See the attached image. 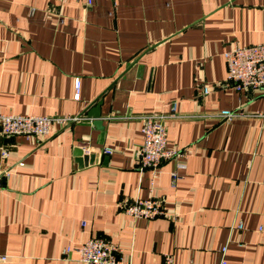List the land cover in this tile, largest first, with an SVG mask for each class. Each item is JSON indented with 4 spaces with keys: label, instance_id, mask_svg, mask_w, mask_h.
<instances>
[{
    "label": "crops",
    "instance_id": "0c3cea01",
    "mask_svg": "<svg viewBox=\"0 0 264 264\" xmlns=\"http://www.w3.org/2000/svg\"><path fill=\"white\" fill-rule=\"evenodd\" d=\"M262 42L264 0H0V113L81 118L44 140L0 133L4 264H83L64 250L91 238L133 264H219L226 247L229 264H264V91L223 86L225 53ZM151 114L188 154L155 180L138 158ZM76 148L97 162L80 168ZM136 198L168 217L125 214Z\"/></svg>",
    "mask_w": 264,
    "mask_h": 264
},
{
    "label": "built area",
    "instance_id": "2783aa9c",
    "mask_svg": "<svg viewBox=\"0 0 264 264\" xmlns=\"http://www.w3.org/2000/svg\"><path fill=\"white\" fill-rule=\"evenodd\" d=\"M63 1V0H60ZM88 7H92L98 0H83ZM228 75L223 86H232L238 92H249L255 90L264 91V42L249 46H236L224 55ZM81 80L75 81V99L81 97ZM212 87L204 86L203 94H210ZM176 104L173 107L175 111ZM221 116L227 120L234 119L235 113L224 111ZM256 117L264 122V112L257 113ZM81 118L49 116H24L13 113H0V133L3 136L34 137L41 140L48 138L52 133V128L58 126L67 128L72 123ZM166 117L158 114L146 115L142 118L143 144L138 152L140 160V170L151 171L155 180L161 173L166 162L176 158L185 159L188 154L186 151H178L168 148V130L165 123ZM111 154L110 150L105 152ZM185 164H179V170L186 169ZM175 181L181 176L178 173L173 175ZM123 212L135 219L155 220L161 217H168L165 202L162 199L136 198L133 201H123L121 203ZM239 229H243L240 224ZM228 248L222 250L219 264H229L226 254ZM76 252L80 262L83 264H133L131 259L125 257L123 250L106 238H91L76 249L67 247L64 255ZM8 261V257L0 255V264ZM164 264H174L172 256L166 257ZM196 264V263H190Z\"/></svg>",
    "mask_w": 264,
    "mask_h": 264
},
{
    "label": "water",
    "instance_id": "95a60500",
    "mask_svg": "<svg viewBox=\"0 0 264 264\" xmlns=\"http://www.w3.org/2000/svg\"><path fill=\"white\" fill-rule=\"evenodd\" d=\"M101 106H102V102H100L88 114L89 118L95 119L93 123L99 129L103 128V120L101 117ZM75 156L77 157V162H78L80 168H84V167H87L89 165H93L97 162V155L96 154H85L84 150L82 148H76Z\"/></svg>",
    "mask_w": 264,
    "mask_h": 264
}]
</instances>
